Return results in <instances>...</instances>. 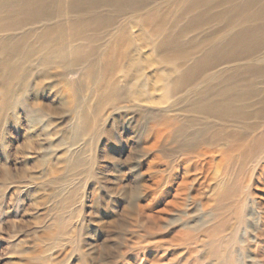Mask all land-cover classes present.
I'll list each match as a JSON object with an SVG mask.
<instances>
[{
  "label": "bare ground",
  "instance_id": "6f19581e",
  "mask_svg": "<svg viewBox=\"0 0 264 264\" xmlns=\"http://www.w3.org/2000/svg\"><path fill=\"white\" fill-rule=\"evenodd\" d=\"M134 28L153 39L159 65L169 68L158 100L168 106L149 122L144 143L154 145L146 150L182 139L186 154L177 160L187 165L185 186L197 174L203 186L220 173L217 206L204 203L210 217L195 230L207 238L187 239L194 264H236L224 236L236 241L239 228L219 219L234 212L243 225L249 208L261 214L264 262V0H0V111L24 118L32 132L46 117L64 118L70 110L75 143L105 129L115 114L141 121L137 106L153 95ZM57 104L67 111L58 112ZM198 148L200 161L191 167ZM138 211L139 232L159 235L164 218ZM126 232L128 241L137 236Z\"/></svg>",
  "mask_w": 264,
  "mask_h": 264
},
{
  "label": "rangeland",
  "instance_id": "374dc122",
  "mask_svg": "<svg viewBox=\"0 0 264 264\" xmlns=\"http://www.w3.org/2000/svg\"><path fill=\"white\" fill-rule=\"evenodd\" d=\"M133 33L141 59L148 61L143 74L153 95L137 106L141 121L131 123L130 117L115 114L105 129L101 125L91 138L75 143L70 110L64 118L46 117L35 132L24 118L15 120L7 110L0 111V264H194L187 239L207 238L195 230L210 217L204 203L217 206L220 173L211 175L205 186H200L203 177L197 174L191 177L195 183L185 186L187 165L179 167L177 160L186 154L182 139L171 137L146 150L154 145L153 140L144 143L149 122L160 119L161 108L168 106L158 100L169 68L159 65L151 37L145 33L143 38L139 28ZM55 108L67 111L60 104ZM201 150L196 149L197 161L193 157L191 167L198 165ZM76 160L80 163L73 168ZM139 206L148 215L164 218L159 235L139 232ZM260 215L249 208L243 225L234 212L220 216L219 221L226 216L232 220L230 227L239 228L234 242L224 234L227 250L236 252V264H264L259 256ZM128 230L137 235L132 241L125 237ZM111 252L114 260L107 257Z\"/></svg>",
  "mask_w": 264,
  "mask_h": 264
}]
</instances>
